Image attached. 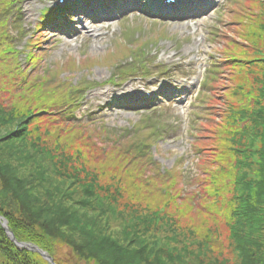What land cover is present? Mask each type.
Segmentation results:
<instances>
[{"label": "trees", "instance_id": "obj_1", "mask_svg": "<svg viewBox=\"0 0 264 264\" xmlns=\"http://www.w3.org/2000/svg\"><path fill=\"white\" fill-rule=\"evenodd\" d=\"M13 2L4 5L3 16H9ZM250 5L257 7L253 10L260 9L258 13L247 10ZM62 14L68 15L67 11ZM226 27L230 35L245 39L253 55L264 56V0L240 2ZM232 36L227 45L233 44ZM38 46L33 42V48ZM8 51L3 63L8 66L9 60L12 69H4L0 63V80L4 89L16 82L21 92L10 105L0 104V130L16 123L10 133L0 136V218L15 242L39 248L55 264H264V69L245 74L251 65L245 66L244 59L239 61L225 48L223 65L206 79L200 102L208 106L207 118L212 122L203 124L207 131H198L192 143L195 168L201 165V171L210 159L214 161L219 142L237 163L220 171L216 180L219 187L211 191L197 173L189 183L197 186V195L182 188L177 167L168 176L158 174L147 150L137 149L133 140H119L115 135L107 140L102 131L76 126L83 86L39 74L38 58L33 54L28 65L31 70L27 71L12 61L10 49L3 54ZM68 63L71 70L76 69L74 61ZM256 65L260 68L264 63ZM10 70L15 75L8 74ZM228 71L238 82L235 86L225 87L223 83ZM239 72L242 78L236 79ZM221 93L227 105L217 111L214 104L220 101ZM217 114L220 119L215 122ZM144 137L150 140L149 134ZM78 139L93 154L116 155L125 162L129 179L139 188L138 196L122 202L125 192L118 182L105 185L89 176L81 160L69 155ZM256 140L258 145L252 151ZM253 156L255 166L250 163ZM159 182L163 184L159 186ZM156 186L165 187L167 194L160 197ZM220 196L230 199L216 208ZM223 207L229 213L224 216L227 236L216 228L206 232L196 230L201 225L186 228L178 224L190 208L198 216L199 211L205 214L207 219L202 222L216 224ZM160 208L164 210L160 212ZM216 232L228 242L225 250L228 246L233 249L230 257H221L224 249L216 240ZM0 264L49 263L16 247L0 224Z\"/></svg>", "mask_w": 264, "mask_h": 264}, {"label": "rangeland", "instance_id": "obj_2", "mask_svg": "<svg viewBox=\"0 0 264 264\" xmlns=\"http://www.w3.org/2000/svg\"><path fill=\"white\" fill-rule=\"evenodd\" d=\"M8 1L9 0H0V52H2L0 54V63L2 64L4 69H12L11 65L9 64V60H7L8 66H5L3 63V60L6 57H9V51L7 52V54H3V52L6 49H10L12 61L17 63L19 67L23 68L22 63H24L25 55L27 54L26 51L23 50L24 40L31 35H35L34 25L36 23V19L39 16L40 11H42L44 8L49 7V3L52 0H18L17 4H15L13 8V12L18 11L16 12V16H13V18L15 19V17H19V20H17V22L15 23L13 22L14 19L10 18V15L5 17L1 14L4 5ZM137 1L138 0L132 1V3L129 4L131 8L130 11H126L127 13H120L119 9L118 11L114 12V6L112 3L116 2L117 4L119 0H110L109 2H105L102 4L105 5V7L101 6L99 9H97V14L103 17L109 15L112 17L110 18L113 19V17L117 16L116 18H114L116 20H114L112 23L120 21L124 17H128L126 18L127 20L121 21V24H118L115 28L113 26L109 27L108 29L104 28L103 30L105 31H114V33L112 34L114 38L108 42L99 43V45L91 43L90 41L75 39V37H66L65 33L60 34L61 21L60 19H58L53 24L54 26L44 29L47 34H44L43 37H40L41 39H43L44 37L47 39L43 45V47H47V49L44 50L45 54L43 55L41 63L46 68H52L57 62H59L60 64H64L68 58H73L77 62L83 60L87 61L91 57L97 59L99 65L95 66L94 68L77 72L71 77L73 84L85 80L87 85H90L89 92L86 93L85 98L82 102L83 107L78 114V118L81 123L75 122L76 126H84L87 128L93 127L97 129L104 127V129L108 130L109 132L113 130L116 133L120 132L123 135H127V133H132L133 125H138V123H141L145 130H149L148 134L150 135V140L149 145L147 146V151L151 160V164L156 167L158 173L166 174V172L172 167L176 165L180 167L181 164V174L183 176V182L184 184H188V177L190 173H186L183 171V163H185L186 161V155L190 154L192 158L190 168L193 171V175L195 174V172L196 174L201 173L202 178L205 181H202L203 184H205V186L208 188V191H211L213 188L219 187L216 180L218 174L221 173L220 171L226 169L228 166L236 165L237 162H235L236 157L232 155L229 157L225 154L224 149L219 142V144L216 145L219 150L214 153L215 155L213 156L214 161L211 162L210 159L209 162H207L206 169H202L200 171L201 165H198V168L196 170V160H194L195 155L192 150L191 144L192 141L195 140L194 135L199 131V128L200 131H207L205 126L212 122L209 117L207 118V112H209V110H207L208 106H206V104H203L200 108H198L196 106L197 100L195 98L194 100H192L193 102L190 100L192 102H190L191 104L189 103V101L187 102L185 106V117V113L183 111L181 112L176 108H172L171 106L167 107L164 104H160V110L162 111L161 114L150 113V109L148 108L149 105H136L135 102L129 103L135 105H129L127 104L128 102L124 103L123 100L118 99L120 98L118 96L121 90L129 88L136 83H143L149 86L154 84L155 79L152 77V74L157 69H155L154 67L150 68L149 72L151 76L147 77L146 79L141 76V71L135 70V74H130L131 76L126 79V81H128L122 85H119L118 81L117 85H114L112 83H103L105 75L108 73L107 71H110L112 65L116 63V59H114L115 57L126 55L125 51L123 50V43H126L124 35L127 29H129L132 34L135 32L134 35H136L137 40H139L143 44V46L146 47V51H152L156 54V57L149 56L150 58H152L148 59L149 61L152 62L153 60H155V63L161 62L162 65L166 67L165 69H167L168 72L172 71V75L170 76L172 87H175L177 81H181L185 77V82L188 78L191 80L195 79V68L192 65V59L194 57L199 60V63L202 62L204 64V68H206L204 78H206L209 68L213 65L211 61H218V59L221 58V55H219V51L221 49L223 50L226 48V50L232 51V53L236 55V59L238 58L239 61L244 59L243 64L245 66L247 64H250L251 66L249 68L251 71L248 70L247 72H245V74L249 75L255 74L256 71H258L257 69H260L261 71L264 69V66L259 68L256 65V63L258 62L264 63V56H257L256 54L253 55V49L239 34L232 36L233 44H226V36L230 37L228 36L229 33L227 29L226 31H224V27L222 24V20L226 21V18H228L226 14L221 13L222 15L217 16V13L214 12V14L204 20H202V17L196 16L195 19L197 20V23H193L194 27L192 26V29L197 30L196 35H198V37H201L202 40L200 42H197L195 39L188 38L190 37L186 24L188 20L176 23H165L163 21H160L161 18H158V16H153V18H158V20L160 21L155 25L154 21L152 20L153 18L145 17L146 15L149 16L147 10L151 8L152 3H155L154 0H146L144 2H141L139 0V3ZM212 3H218V0H210L211 7H213ZM95 7L97 8L96 5ZM141 8H143V11H141ZM253 8L257 7H254V5H250L249 7L247 6V10L251 12L258 13V11L260 10H253ZM70 26L71 25H69L68 28H70ZM250 27L253 28V26ZM157 30L161 33L158 34ZM79 31L80 28L77 29L76 33H78ZM213 32H215V35L211 37L210 35ZM137 35H139V37H137ZM35 36H38V34H36ZM22 37H25V39H23ZM150 44L152 45V47L149 46ZM17 50L20 52L19 54ZM112 52H114V54ZM172 54L176 55L171 57ZM105 55L107 56V58L105 57ZM139 56H141L140 53ZM225 57H227V54H224V58ZM107 59L111 60L108 61V64H105V61ZM220 66L221 65L219 64L218 67L220 68ZM15 73L16 72L13 70H10L8 72V74L11 75H15ZM241 74L242 73L240 72L235 74L236 79H241ZM232 75L234 74L229 73V71L225 72V82L223 81V83H225V87H229L231 84L235 86L238 83L234 80ZM63 76L65 75H62L61 77ZM15 84L16 82H10L6 85V89H4V86L2 85L0 80V104L8 106L11 104V102H13V100L18 98L21 89ZM224 89L222 91H224ZM220 95L222 99V93ZM221 99L219 102L215 99L217 103L214 104V109L217 111H221L225 108V105H227L226 99ZM156 107L158 106H155V108ZM145 111L150 114H147V112ZM210 111L213 112L214 117V110L211 109ZM94 118H96L98 123L92 124V127L90 125H87V123L89 122L88 120ZM60 119L63 120L61 117ZM184 119L187 121V130L185 131V133V129L183 130ZM219 119L220 118L217 114L215 122H218ZM245 121L247 122V120ZM66 122H69L73 126L72 122ZM102 123L104 126L102 125ZM205 123L207 124L203 126V124ZM15 126L16 123H10L8 126L0 130V136L10 133ZM127 129H130V132H127ZM145 130H143L139 134V140H137V138L134 140V142L137 143L136 148L138 149L140 147H145H142L140 142L141 140L146 141V139L142 137ZM95 138H97V136ZM218 138L220 139V137ZM107 140H110V138L108 137ZM75 145V150H72L69 155L77 156V158L81 160V163H83L87 167L89 173L91 174L89 176L98 178L99 181L105 185H115L113 181L118 182L120 184L118 187L120 189L124 188L125 192L124 194H122V202H125L130 198H136L138 196V193L140 192L139 188L137 187L136 183H132L129 179L128 174L125 170L127 169V167L123 165L125 164V162H123L121 159H118L116 155L113 156L110 154L99 156L96 153L93 154L79 144V139L76 141ZM257 145L258 140L254 142L252 151H254V147H256ZM105 147H109V145L105 144ZM250 159V163L252 162L251 165L255 166L257 164L255 162L256 157L253 156ZM115 167L120 168L116 169ZM147 175H145V177H148ZM159 184V186H161V184L163 183L159 182ZM159 186H156L154 190L158 188L157 192L159 196L164 197L167 194L166 188L163 186ZM65 189L68 190L67 186H63V190ZM125 189L127 191H125ZM193 190L196 191L195 189ZM152 191L153 190H151V192ZM151 194L152 193L148 192V196H151ZM153 195L155 196V192L153 193ZM224 197L220 196L219 200L215 202L216 208H218V205H220L221 203L229 201L230 197L228 199ZM160 209L164 210L163 208ZM195 211L196 210H194V208H190V213L185 216V219L180 218V220H178V224L181 227L186 228H193V226L201 225L197 227L198 229L196 230L198 231L206 229V232L208 230H212V228H216L220 234L225 232V236H227L228 229L225 221L227 218H225L224 216L229 214L228 208L225 209V207H223V210L221 208L218 211V215L220 216V218L217 219L218 222L216 224L213 223L210 225H207L208 223L202 222L203 219H207L205 214H202L199 211L198 216L197 212ZM178 233L180 234V231H178ZM216 234L219 235L216 240L224 249V251H220L223 253L221 254V257H230V252H234L233 249H230L228 246V249L225 250L228 242H226L223 236H220V234H218L217 232ZM217 250L219 251L218 247ZM38 256L42 259L40 255Z\"/></svg>", "mask_w": 264, "mask_h": 264}, {"label": "water", "instance_id": "obj_3", "mask_svg": "<svg viewBox=\"0 0 264 264\" xmlns=\"http://www.w3.org/2000/svg\"><path fill=\"white\" fill-rule=\"evenodd\" d=\"M0 222H1V226L3 227L5 232L7 233L8 237L16 245V247L21 248V249H26L28 251L36 253V254L40 255L42 257V259L47 261L49 264H54L52 259L45 252L41 251L37 247H35L33 245H30V244H24V243L15 242V239H14L13 235L7 230L6 222L4 220H2V219H0Z\"/></svg>", "mask_w": 264, "mask_h": 264}]
</instances>
